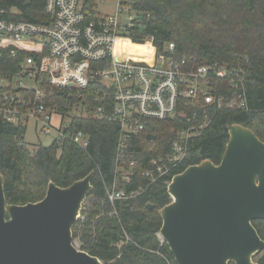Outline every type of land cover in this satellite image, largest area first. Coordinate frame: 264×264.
<instances>
[{
  "label": "trees",
  "instance_id": "1",
  "mask_svg": "<svg viewBox=\"0 0 264 264\" xmlns=\"http://www.w3.org/2000/svg\"><path fill=\"white\" fill-rule=\"evenodd\" d=\"M134 9L142 14L140 25L128 36H121L117 49L122 56L152 63L158 54H170L176 62L185 60L192 67L200 65L227 66L240 79V94L245 108L201 109L187 113L196 125L206 114L208 125L199 136L189 141L188 156L175 171L203 160L218 165L229 139L227 127L241 125L251 130L264 143V0H132ZM45 0H3L14 10L11 19L32 23H49L44 12ZM85 15L90 16L93 0H84ZM149 14V18L145 16ZM168 43L174 44L172 53ZM14 69V63L6 61ZM47 104L68 116V131H82L89 138L86 150L71 142L54 140L49 146L38 145L29 150L24 142L25 126H14L0 118V174L4 195L10 205H25L42 200L48 183L65 188L93 173L92 189L72 227L73 240L79 249L98 258L103 264H176L166 242H160L162 220L158 211L171 199L167 185L160 180L147 187L142 176L144 164L156 154L161 143L170 138V130L189 124L179 120L151 121L145 133L128 145L126 161H137L129 189L135 197L116 200L106 197V189L114 179L119 126L97 117L100 105L96 93L101 84L92 81L84 91L57 88L44 84ZM205 111V113H203ZM154 141V144L151 142ZM146 188V189H145ZM151 205V208H147ZM252 225L264 241V220ZM264 264V250L253 256ZM229 264H234L229 262Z\"/></svg>",
  "mask_w": 264,
  "mask_h": 264
},
{
  "label": "built area",
  "instance_id": "2",
  "mask_svg": "<svg viewBox=\"0 0 264 264\" xmlns=\"http://www.w3.org/2000/svg\"><path fill=\"white\" fill-rule=\"evenodd\" d=\"M111 1L112 14L98 12L107 0H93L92 13L87 16L84 0H45L44 12L51 19L39 24L11 19L15 11L0 0V118L14 126H25L32 119L40 125V133L53 130L56 141L67 140L86 150L88 136L82 131H68V116L48 106L43 85L81 92L92 81L100 83L102 89L96 93L100 105L95 115L119 126L114 179L106 189V197L113 204L144 190L127 187L138 162L126 158L129 143L141 137L151 121L183 119L189 125L172 128L166 143L157 149L151 147L156 154L146 161L142 172L147 187L160 180L168 185L188 156L189 141L208 125L206 114L200 123L192 125L197 116L194 113L190 117L188 110H240L245 102L240 79L235 80L238 74L227 66L192 67L185 60L176 62L170 54H158L152 63L122 56L117 49L119 38L130 35L144 17L134 9L132 0ZM173 50L174 44L168 43L167 51ZM6 61L15 62V68L6 67ZM53 118L59 119L57 127ZM156 236L164 242L160 232ZM73 245L79 249L77 240Z\"/></svg>",
  "mask_w": 264,
  "mask_h": 264
},
{
  "label": "water",
  "instance_id": "3",
  "mask_svg": "<svg viewBox=\"0 0 264 264\" xmlns=\"http://www.w3.org/2000/svg\"><path fill=\"white\" fill-rule=\"evenodd\" d=\"M227 130L218 165H190L167 185L160 234L176 264H258L253 256L264 250L252 225L264 220V143L241 125ZM92 176L65 188L49 182L42 200L10 205L0 174V264H103L73 245Z\"/></svg>",
  "mask_w": 264,
  "mask_h": 264
},
{
  "label": "rangeland",
  "instance_id": "4",
  "mask_svg": "<svg viewBox=\"0 0 264 264\" xmlns=\"http://www.w3.org/2000/svg\"><path fill=\"white\" fill-rule=\"evenodd\" d=\"M111 2V0H107V3H105V5H100L98 12L101 15L112 14L114 12V6L111 5ZM67 122L68 119H64V124H67ZM52 124L57 127L59 125V119L53 118ZM39 126L40 125H36L32 119H29L25 125L26 132L24 134V142L29 150L36 149L38 145L49 146L57 136V134L53 130H51L49 134L40 133Z\"/></svg>",
  "mask_w": 264,
  "mask_h": 264
}]
</instances>
